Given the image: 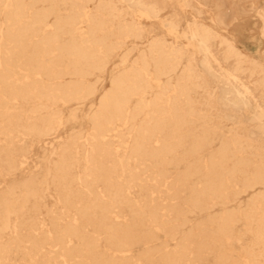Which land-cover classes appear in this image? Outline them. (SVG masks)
Here are the masks:
<instances>
[{
  "label": "bare ground",
  "instance_id": "obj_1",
  "mask_svg": "<svg viewBox=\"0 0 264 264\" xmlns=\"http://www.w3.org/2000/svg\"><path fill=\"white\" fill-rule=\"evenodd\" d=\"M244 11L264 41L258 0H0V264H264Z\"/></svg>",
  "mask_w": 264,
  "mask_h": 264
},
{
  "label": "rangeland",
  "instance_id": "obj_2",
  "mask_svg": "<svg viewBox=\"0 0 264 264\" xmlns=\"http://www.w3.org/2000/svg\"><path fill=\"white\" fill-rule=\"evenodd\" d=\"M263 2L264 0H258L259 5H264ZM243 5L245 6V3H243ZM259 27H260L259 20L255 16H253V14L249 11L248 12L244 11L242 14H240V20L235 22L234 26L233 25L231 26L232 28L231 31L232 33H234L236 38L237 47L242 51L249 52V54L254 58H258L261 52L264 50V41L263 39H260L261 36L259 34ZM40 155H41L40 152L36 153V156L39 157ZM249 194L250 193L248 192L239 195L240 201L244 203L248 198ZM227 207L228 209L236 208L237 202L230 201ZM243 226L244 225L240 220L236 221L235 228L237 232H240L244 228ZM231 246L236 250L238 249L237 243L235 241L232 242Z\"/></svg>",
  "mask_w": 264,
  "mask_h": 264
}]
</instances>
